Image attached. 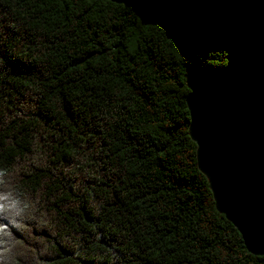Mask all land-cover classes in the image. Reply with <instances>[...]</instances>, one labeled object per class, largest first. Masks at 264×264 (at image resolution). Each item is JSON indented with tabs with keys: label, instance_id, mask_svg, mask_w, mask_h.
I'll return each mask as SVG.
<instances>
[{
	"label": "trees",
	"instance_id": "1",
	"mask_svg": "<svg viewBox=\"0 0 264 264\" xmlns=\"http://www.w3.org/2000/svg\"><path fill=\"white\" fill-rule=\"evenodd\" d=\"M235 56L105 0H0V264H264L188 133L186 74Z\"/></svg>",
	"mask_w": 264,
	"mask_h": 264
},
{
	"label": "water",
	"instance_id": "2",
	"mask_svg": "<svg viewBox=\"0 0 264 264\" xmlns=\"http://www.w3.org/2000/svg\"><path fill=\"white\" fill-rule=\"evenodd\" d=\"M159 27L181 55L229 38L234 66L213 78L193 69L188 133L216 211L246 251L264 257V0H105Z\"/></svg>",
	"mask_w": 264,
	"mask_h": 264
}]
</instances>
